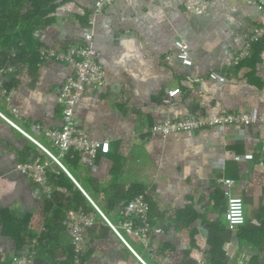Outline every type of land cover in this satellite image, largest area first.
<instances>
[{
	"label": "crops",
	"instance_id": "0c3cea01",
	"mask_svg": "<svg viewBox=\"0 0 264 264\" xmlns=\"http://www.w3.org/2000/svg\"><path fill=\"white\" fill-rule=\"evenodd\" d=\"M95 11V0H66L56 22L37 36L46 48L66 51L83 46L93 32L105 84L85 92L76 115L92 140L109 141V153H98L93 165L78 153L60 157L45 135L61 128L58 92L74 76L71 65L45 59L35 71L8 68L0 74V208L29 215L38 235L53 220L50 234L65 239L71 251L64 221L49 216L55 204L64 212L83 208L95 220L83 232L85 264H264V129L221 126L167 137L151 132L168 120L223 111L264 117V47L257 55L251 47L241 63L233 62L253 28L264 23V11L255 0H116ZM177 42L187 45L191 65L179 57ZM213 71L226 81H212ZM175 86L181 93L173 105L164 103ZM6 119L61 162L68 157L77 163L61 168ZM247 154L252 159H244ZM37 158L47 165L49 194L18 169ZM60 171L76 188L52 181ZM223 179L234 180L233 194L243 199L245 222L234 231L225 217L226 197L214 196L224 190ZM77 189L83 197L74 196ZM138 191L153 206L146 242L126 231L120 211ZM130 221L136 230L139 222ZM23 255L31 256L30 264H52L39 242L18 247L2 232L0 218V264Z\"/></svg>",
	"mask_w": 264,
	"mask_h": 264
},
{
	"label": "built area",
	"instance_id": "2783aa9c",
	"mask_svg": "<svg viewBox=\"0 0 264 264\" xmlns=\"http://www.w3.org/2000/svg\"><path fill=\"white\" fill-rule=\"evenodd\" d=\"M116 0H95L96 13H102L107 7L112 5ZM257 2V9L264 11V0H255ZM93 32L89 31L85 34V44L81 47H72L66 51L41 50L42 56L47 59H54L74 68V76L70 77L64 83L59 92L58 98L62 104V125L59 129H46L45 135L51 140L53 146L60 152V157H65L71 152L78 153L82 160L94 164V158L98 153H109L110 143L106 141L92 140L88 134L80 127L76 115V107L82 96L90 88H100L105 84V71L98 62V54L93 46ZM264 37V23L258 27H254L247 40L243 44V48L233 58L234 64L241 63L248 57L251 46ZM177 47L180 48L179 57L183 60L186 66L191 65L189 58L188 47L183 42H177ZM210 79L218 83H224L226 78L217 72L210 73ZM1 84V82H0ZM5 94L6 91L2 90ZM181 93L179 87H173L168 92V98L164 103L173 105V99ZM7 120V119H6ZM258 121V117L247 113H228L223 111L220 115L206 116V117H189L176 120H168L162 123L155 124L151 128L152 134H157L162 137L177 135L180 133H193L198 130H205L213 127L233 126L240 127L242 125L254 124ZM7 122L15 127L18 131L25 134L32 141L36 142L38 146L48 154V156L61 168L65 169L60 157H56L51 151L41 145L38 141L33 139L28 133L20 130L13 122ZM259 125L264 129V117L261 118ZM244 159H252L251 155H243ZM241 159V157H238ZM18 169L24 175L30 177L36 183L41 185L46 192L50 193L47 181V165L43 164L40 158L33 161L20 164ZM235 181L232 179H223L222 185L224 189V196L227 200L226 220L230 231L236 230L245 222L243 199L240 196L233 194V187ZM100 214L111 225L117 236L122 240L121 233L113 225L104 213L98 208ZM121 214L127 218L124 227L128 233L138 234L143 242H146L149 235L148 219H149V202L145 196L138 195L126 202L121 208ZM130 219L139 221L138 228L134 230ZM68 228L72 231L73 249L75 254V264H82L76 257L79 253L84 251L83 247V232L85 226H92L95 223L94 217L86 213L83 208L71 210L67 216ZM31 256H22L15 259L11 264H30Z\"/></svg>",
	"mask_w": 264,
	"mask_h": 264
},
{
	"label": "trees",
	"instance_id": "16d2710c",
	"mask_svg": "<svg viewBox=\"0 0 264 264\" xmlns=\"http://www.w3.org/2000/svg\"><path fill=\"white\" fill-rule=\"evenodd\" d=\"M65 1L66 0H0V74L3 71H7L8 68L15 73H18L20 66H26L29 71H35L37 70V67L47 59L42 56L41 50H48V48L43 45L37 34L56 22V12ZM251 47L253 53L257 55L256 53L264 47V37L254 43ZM3 86L10 89L6 84H3ZM261 118L262 117H259L258 121L254 124L242 125L235 128L241 129L246 126L259 125ZM62 163L65 166L66 164L68 166H73L77 163V160L76 158L70 159L67 157ZM57 176L58 179L56 178ZM57 176L52 174L51 179L58 187L67 190L76 188L75 184L67 177L64 171H60V174ZM138 195L145 196L149 201V198L146 197L143 191H138L129 196L127 201ZM74 196L83 197V194L77 189ZM214 196H216L215 199L217 201L218 198H224V190L215 192ZM80 204L81 203L78 202L77 207H79ZM152 207L151 202L149 206V215ZM66 215L67 212H64V208L55 204L54 211L49 217L54 218L55 216L57 220L64 221V225L69 229L71 235ZM0 218L2 222V232L6 235L12 236L18 247L30 244V242L35 240L37 243L39 242V244L43 245L48 251L52 264H75L76 258L74 250L71 251L67 249V241L50 234L49 228L50 226H53V220L49 223L45 222V232L38 235L37 232L29 227V215L19 218L12 214L10 209L0 208ZM85 227L88 228V226ZM148 228L150 229V222H148ZM84 254V251H82L79 253V256H76L82 264H85L87 259Z\"/></svg>",
	"mask_w": 264,
	"mask_h": 264
},
{
	"label": "rangeland",
	"instance_id": "374dc122",
	"mask_svg": "<svg viewBox=\"0 0 264 264\" xmlns=\"http://www.w3.org/2000/svg\"><path fill=\"white\" fill-rule=\"evenodd\" d=\"M46 154H47V153H46ZM47 155H48V154H47ZM69 211H71V210H69ZM69 211L67 212L66 218H67V216H68ZM70 232H71V238H72V240H73L72 231L70 230ZM83 242H84V241H83ZM83 242H82V244H83ZM83 245H84V244H83Z\"/></svg>",
	"mask_w": 264,
	"mask_h": 264
}]
</instances>
